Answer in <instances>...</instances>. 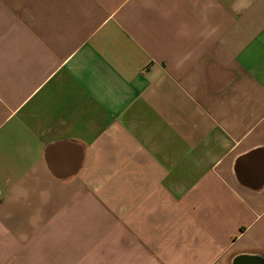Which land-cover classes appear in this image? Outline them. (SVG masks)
<instances>
[{
    "label": "crops",
    "instance_id": "obj_1",
    "mask_svg": "<svg viewBox=\"0 0 264 264\" xmlns=\"http://www.w3.org/2000/svg\"><path fill=\"white\" fill-rule=\"evenodd\" d=\"M0 264H264V0H0Z\"/></svg>",
    "mask_w": 264,
    "mask_h": 264
}]
</instances>
